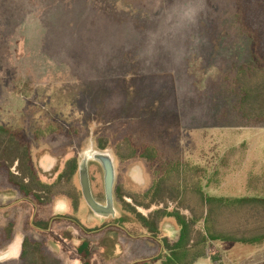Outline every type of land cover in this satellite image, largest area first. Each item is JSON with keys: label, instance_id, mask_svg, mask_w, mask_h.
I'll use <instances>...</instances> for the list:
<instances>
[{"label": "rangeland", "instance_id": "374dc122", "mask_svg": "<svg viewBox=\"0 0 264 264\" xmlns=\"http://www.w3.org/2000/svg\"><path fill=\"white\" fill-rule=\"evenodd\" d=\"M235 11L233 0H0V124L29 135L50 132L56 120L81 130L76 142L34 141V163L47 184L69 160L77 159L80 168L87 153L103 151L115 161L114 193L119 189L129 204L130 195L143 201L156 182V166L119 158L129 137L137 147L155 146L162 162L199 169L209 196L264 199V123L242 117L232 81L253 62ZM88 164L93 194L105 204L104 170L91 158ZM74 184L77 210L74 200L57 198L42 217L46 234L65 236L69 248V235H77L71 222L94 230L124 216L125 246L117 247L118 258H101V264L159 254L160 243L117 196L118 217H99L83 197L79 170ZM18 198L0 189V229L14 224L0 264H21L25 239L44 243L54 255L61 247L32 227L35 211ZM164 207L138 211L148 216ZM53 216L60 218L49 222ZM173 228V219L165 221L161 237ZM220 247L224 264H264V244Z\"/></svg>", "mask_w": 264, "mask_h": 264}, {"label": "trees", "instance_id": "16d2710c", "mask_svg": "<svg viewBox=\"0 0 264 264\" xmlns=\"http://www.w3.org/2000/svg\"><path fill=\"white\" fill-rule=\"evenodd\" d=\"M235 20L242 34L251 41L253 62L241 67L233 76V83L238 90V111L250 122L264 123V0H233ZM50 132L38 131L29 135L24 130H15L0 124V189L13 190L18 194L19 205L35 211L32 227L60 249L55 255L44 251V243L25 239L22 246L21 264H101L116 259L118 246H125L120 238L124 216L115 220L111 226L87 230L78 222H71L75 229L69 235L70 245L66 246L62 235L56 239L46 234L49 226L42 217L59 197H67L79 203V193L74 184L79 170L77 159L69 160L57 181L47 184L41 179V171L36 167L32 155L34 141L76 142L81 131L60 121H54ZM102 148H105L101 145ZM119 158L127 161L136 158L148 160L156 166V182L143 201L135 195L129 197L133 204L125 202V194L115 190V197L128 207L145 230L157 240H161L163 249L157 256H150L142 261H134L126 255L124 264H196L201 259L209 258L214 264H224V254L216 243H234L243 245L264 244V199L259 198H224L206 194L202 186L203 178L199 169L189 167L183 162H162V156L153 145L137 147L127 137L119 146ZM16 166V172L13 168ZM116 200V199H115ZM174 208L171 210L169 204ZM165 207L144 216L138 208L150 210L155 205ZM53 216L50 220L59 219ZM173 219L178 233L174 239L161 237L165 221ZM48 221V219H47ZM54 221L51 230L56 223ZM14 236V224L0 229V251ZM59 236H61L59 234ZM80 240V245L75 241ZM100 250L96 251L95 248ZM69 252V261L65 262L62 254ZM118 258V257H117ZM135 262V263H133Z\"/></svg>", "mask_w": 264, "mask_h": 264}, {"label": "water", "instance_id": "95a60500", "mask_svg": "<svg viewBox=\"0 0 264 264\" xmlns=\"http://www.w3.org/2000/svg\"><path fill=\"white\" fill-rule=\"evenodd\" d=\"M85 160L80 165L79 175L83 197L91 210L99 217L117 218L118 210L116 208L114 187L116 182V166L112 155L106 152H95L92 155L86 154ZM89 158L99 163L104 170L106 203H100L94 196L90 176H89Z\"/></svg>", "mask_w": 264, "mask_h": 264}, {"label": "crops", "instance_id": "0c3cea01", "mask_svg": "<svg viewBox=\"0 0 264 264\" xmlns=\"http://www.w3.org/2000/svg\"><path fill=\"white\" fill-rule=\"evenodd\" d=\"M164 231V230H163ZM177 233H178V229L177 228H173L172 229V231H169V230H167V234L165 235V237H168V238H170V239H174L176 236H177ZM173 235V236H172ZM159 243H160V245H161V251H162V249H163V246H162V242H161V240H157ZM225 244H234V243H220V244H218V243H216V246L221 250V247H220V245H225ZM241 245V244H240ZM243 245V244H242ZM245 246V245H244ZM223 253V252H222ZM224 254V253H223ZM116 256L117 257H119V255H117V252H116ZM116 257V258H117ZM147 258V257H146ZM225 259H226V257H225V254H224V262H225ZM142 260H145V258H141V259H137V260H135V262L136 261H142ZM113 261V260H112ZM108 262H111V261H108ZM135 262H133V263H135ZM196 264H214L213 262H212V260L211 259H209V258H205V259H201L198 263H196Z\"/></svg>", "mask_w": 264, "mask_h": 264}]
</instances>
